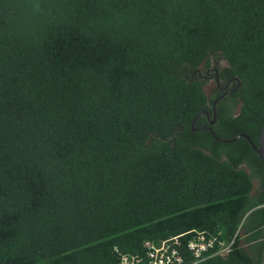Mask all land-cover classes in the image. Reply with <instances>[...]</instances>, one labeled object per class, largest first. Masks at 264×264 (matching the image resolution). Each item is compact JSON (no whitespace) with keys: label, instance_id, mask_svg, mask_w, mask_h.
Returning <instances> with one entry per match:
<instances>
[{"label":"trees","instance_id":"trees-1","mask_svg":"<svg viewBox=\"0 0 264 264\" xmlns=\"http://www.w3.org/2000/svg\"><path fill=\"white\" fill-rule=\"evenodd\" d=\"M216 75L235 90L213 132L257 145L264 0H0V264H118L198 234H237L202 264H261V160L190 133Z\"/></svg>","mask_w":264,"mask_h":264},{"label":"built area","instance_id":"built-area-1","mask_svg":"<svg viewBox=\"0 0 264 264\" xmlns=\"http://www.w3.org/2000/svg\"><path fill=\"white\" fill-rule=\"evenodd\" d=\"M236 235L230 241L202 234L185 244L179 237L156 244L146 241L142 256H122L118 264H202L209 258L226 256L232 249Z\"/></svg>","mask_w":264,"mask_h":264},{"label":"flooded vegetation","instance_id":"flooded-vegetation-1","mask_svg":"<svg viewBox=\"0 0 264 264\" xmlns=\"http://www.w3.org/2000/svg\"><path fill=\"white\" fill-rule=\"evenodd\" d=\"M215 73H217L216 70H215ZM215 84H216V86L213 89V98L214 99L212 101V110H213V108H215L216 109V113H217V107H218L217 104L221 100H223L226 96L232 95L235 89L233 88V81L232 80H229L227 83H221V82H219L217 75H216ZM221 96H222V98H220ZM218 98H220V99H219L218 102H216V100ZM237 107L238 106L235 105L234 103H229L228 108H227V111H229L230 113H233V115L235 116L238 113ZM236 111H237V113H236ZM202 114L205 115L206 122L207 123H202V121H200L201 119L199 120V122H196V118H195L194 121L191 124V132L190 133L193 134V133H196V132H199V131H202V130H207V129H205V127H207V126H213L215 124V122H214L213 125H210V122L213 121L212 112H211V115L209 113H207V112H204ZM197 117L201 118L202 116H201V114H199ZM245 168L247 169V172L248 173H253L252 169H249L246 166H245ZM253 177H254L253 180L255 179L257 181H253L252 194L253 195H259L261 193V191L263 190V189H260V183H261V181H259V178H257V176H255L254 173H253ZM255 184H256V186H255Z\"/></svg>","mask_w":264,"mask_h":264},{"label":"water","instance_id":"water-1","mask_svg":"<svg viewBox=\"0 0 264 264\" xmlns=\"http://www.w3.org/2000/svg\"><path fill=\"white\" fill-rule=\"evenodd\" d=\"M220 98H222V96H221ZM220 98H218V99L216 100V102H218ZM216 102H215V103H216ZM212 115H213V121L210 122V125H213V124H214V122H215V120H216V117H217V115H216V109H215V108H213V110H212ZM197 116H198V115H197ZM205 129H207V130L213 135V137H214L216 140H218V141H220V142H224V143H232V142H235L236 140H238L239 138H245L246 140H248V142L250 143L252 149L255 151V153L257 154V156H258L259 159L261 160V162H262V164H263V168H264V121H263V124H262V128H261V131H260V135H259V139H258V143H257V145L254 144V143H253V142L247 137V135H245V134H240V135H238L237 137H235V138H233V139H221V138H219V137H217V136L215 135V133L213 132L211 126H207V127H205ZM261 264H264V258H263Z\"/></svg>","mask_w":264,"mask_h":264},{"label":"rangeland","instance_id":"rangeland-1","mask_svg":"<svg viewBox=\"0 0 264 264\" xmlns=\"http://www.w3.org/2000/svg\"><path fill=\"white\" fill-rule=\"evenodd\" d=\"M221 65L222 66H225L226 65V63L223 61V62H221ZM215 86H216V84H215V81H214V79H211L205 86H204V88H203V90H204V92H205V94L208 96V97H213V89L215 88ZM238 110V109H237ZM236 113H237V111H236ZM242 168H244L245 170H247L244 166H242ZM253 181H257V180H253ZM255 186H256V184H255Z\"/></svg>","mask_w":264,"mask_h":264}]
</instances>
